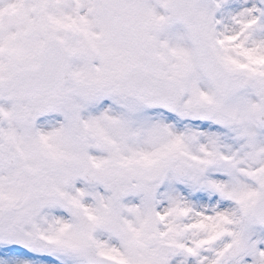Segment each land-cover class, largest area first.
Here are the masks:
<instances>
[{
	"label": "snow or ice",
	"instance_id": "6c2138e0",
	"mask_svg": "<svg viewBox=\"0 0 264 264\" xmlns=\"http://www.w3.org/2000/svg\"><path fill=\"white\" fill-rule=\"evenodd\" d=\"M0 264H264V0H0Z\"/></svg>",
	"mask_w": 264,
	"mask_h": 264
}]
</instances>
